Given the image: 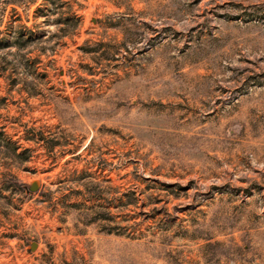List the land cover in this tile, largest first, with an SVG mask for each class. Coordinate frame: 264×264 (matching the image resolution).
Returning a JSON list of instances; mask_svg holds the SVG:
<instances>
[{
  "label": "rangeland",
  "instance_id": "1",
  "mask_svg": "<svg viewBox=\"0 0 264 264\" xmlns=\"http://www.w3.org/2000/svg\"><path fill=\"white\" fill-rule=\"evenodd\" d=\"M0 264H264V0H0Z\"/></svg>",
  "mask_w": 264,
  "mask_h": 264
},
{
  "label": "water",
  "instance_id": "2",
  "mask_svg": "<svg viewBox=\"0 0 264 264\" xmlns=\"http://www.w3.org/2000/svg\"><path fill=\"white\" fill-rule=\"evenodd\" d=\"M39 185L37 182H34L31 186H30V190L31 191H36L38 189ZM37 243L33 242L31 245V249H34L36 247Z\"/></svg>",
  "mask_w": 264,
  "mask_h": 264
},
{
  "label": "trees",
  "instance_id": "3",
  "mask_svg": "<svg viewBox=\"0 0 264 264\" xmlns=\"http://www.w3.org/2000/svg\"><path fill=\"white\" fill-rule=\"evenodd\" d=\"M14 185H15V186H17V185H18V182H17V180H16V179L14 180Z\"/></svg>",
  "mask_w": 264,
  "mask_h": 264
}]
</instances>
